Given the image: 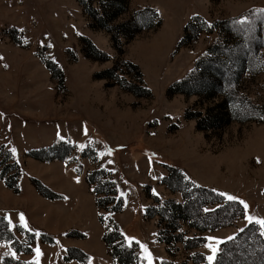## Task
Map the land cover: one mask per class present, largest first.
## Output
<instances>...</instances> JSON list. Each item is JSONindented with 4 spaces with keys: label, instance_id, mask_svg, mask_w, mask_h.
<instances>
[{
    "label": "rangeland",
    "instance_id": "1",
    "mask_svg": "<svg viewBox=\"0 0 264 264\" xmlns=\"http://www.w3.org/2000/svg\"><path fill=\"white\" fill-rule=\"evenodd\" d=\"M147 10L159 23L126 38L150 22ZM192 17L208 25L239 18L231 27L247 42L250 28L258 32L242 45L251 59L236 83L228 66L212 71V81L229 85L217 101L236 100L219 129L196 127L212 99L167 94L216 37L201 32L177 48ZM125 23V33L115 30ZM91 24L77 0H0V264H110L102 235L114 226L143 264H208V244L216 256L226 245V255L243 258L241 238L255 240L264 259L255 223L264 219V47L254 49L264 46V0H127L105 29ZM167 177L187 199L197 187L215 195L200 209H219L210 216L218 224L163 232L151 209L183 201ZM108 179L122 199L117 212Z\"/></svg>",
    "mask_w": 264,
    "mask_h": 264
},
{
    "label": "trees",
    "instance_id": "2",
    "mask_svg": "<svg viewBox=\"0 0 264 264\" xmlns=\"http://www.w3.org/2000/svg\"><path fill=\"white\" fill-rule=\"evenodd\" d=\"M77 1L83 10V13L90 19L91 22H93V24H91L92 27L99 29H105L107 22L123 13L127 4V0H95L96 6H92L91 2L94 0ZM147 11H149L151 15L150 22L144 26L136 27L133 33L128 35L126 38H130L138 31L151 28L159 23L156 13L153 10ZM141 15L142 13L135 14L133 19L136 21ZM239 20V18H234L225 21H215L211 23V27H209L208 24L202 21L199 17H192L184 27L185 35L182 36L176 45V47L179 48L188 44L189 42L195 40L201 32L216 33L214 41L207 46L204 53L195 61L193 69L183 78L172 83L167 89L168 95H194L202 100H213V103L205 108L204 114L199 117L198 113V115L195 116L196 127L199 129H219L223 125L227 124L228 121L232 120V117H230L229 114L231 111H234V104L236 100L234 98H220L217 101V97H226L225 93H227L226 90L229 85L236 83L240 75L243 72L248 71V61L251 57L249 60L244 57V53L242 54V45L244 46V44H247L248 42L250 43V40L252 41V37L255 38L258 35V32L254 27H252V29L254 28L255 30L250 28V35H248L249 39L247 42V40L244 39V34L242 32L232 29L237 23H239ZM151 21H154V24ZM195 21L199 23L198 28L194 26ZM126 25H128V23L115 27V30L125 33L124 30L128 28ZM226 35H231L232 37L228 38ZM254 44L255 43L252 41V45ZM251 46H248L250 56L252 53ZM262 47L264 46L258 43V46H254V49ZM226 67L230 70V76L227 78L228 81H230L229 85L223 83V81H225L223 78L215 77L212 81L211 77L215 75L212 71H216L217 69L223 70L226 69ZM205 77L209 80H204ZM184 117L190 118L187 113L184 114ZM172 170L174 169H171L169 177L174 178ZM168 179L169 178L167 177V179H163L162 182H164V184L170 189L181 190L183 201L175 202L173 200H165L156 209H151L152 212L149 213V215H156L163 220V232H174L179 228L181 223H187L197 230L213 228L218 224L214 225V222L211 223L210 216L213 215L214 212L218 213L220 211L219 209L209 212H201L200 209L206 203L205 201L209 200V202H214L215 195L203 188L197 187L199 190L198 197L193 200L187 199L188 195L184 192V186L173 187L169 184ZM92 182L93 179L89 177L88 183L91 184ZM106 183L111 187V198L109 200L115 201V205L111 208V210L116 212L120 211L122 207L121 196L118 194L113 181L108 179ZM97 191V189H93L94 194ZM207 193L211 196L209 199H206L205 195H202ZM95 205L99 208H104L106 203L101 198H97L95 200ZM156 239L163 243L168 242L166 237H163L162 239V237L157 236ZM102 242L106 248L108 256L111 259L110 264H143L142 259L136 253V244L132 242L131 246H129V243L125 242L122 234L117 230L116 226L102 235ZM254 242L256 241L254 240L251 243L247 241L246 238H241L239 245H235L238 246L237 248L240 254L243 255V258H239L237 256L235 257L233 255L229 256L230 254L226 255V249H229L226 245L222 246L223 250L218 253V256H216L214 264H264V259L259 257V254H257V251L255 250V245H253ZM236 261L239 263H235Z\"/></svg>",
    "mask_w": 264,
    "mask_h": 264
},
{
    "label": "snow or ice",
    "instance_id": "3",
    "mask_svg": "<svg viewBox=\"0 0 264 264\" xmlns=\"http://www.w3.org/2000/svg\"><path fill=\"white\" fill-rule=\"evenodd\" d=\"M208 26L211 27L210 24H209ZM21 31H23V30H21ZM11 151L15 154V149H12ZM222 195H223V194H222ZM227 199H228V200H235L236 198L233 197V196H228ZM240 203L244 205V208H245V209L248 208V205H247L246 203H244L243 201H241ZM20 219H21L22 221H23V219H24L22 214H21ZM247 219L249 220L250 223L253 221V218L250 217V216L247 217ZM255 223L259 224L262 228H264V219H258V220L255 221ZM24 227H26V225H24ZM261 234L264 235V232H262ZM37 235H39V233H37ZM126 239H128L129 246H131V244H132L131 239H130V238H126ZM207 239L211 240V239H213V238L209 237V238H207ZM228 239L231 240V239H233V237H229ZM217 243H218V244H219V243H224V241H217ZM139 246H140V248H141L142 251L147 252V248H146L145 245L140 244ZM205 247H208V248L211 249L212 255H209V256L207 257V260H208V264H213L214 260L216 259V254H217V252H218V248L212 247L211 244L205 245ZM35 251H36L37 255L39 256V254H40V250H39V248L35 249ZM89 264H91V261H89ZM149 264H151V260H149Z\"/></svg>",
    "mask_w": 264,
    "mask_h": 264
},
{
    "label": "bare ground",
    "instance_id": "4",
    "mask_svg": "<svg viewBox=\"0 0 264 264\" xmlns=\"http://www.w3.org/2000/svg\"><path fill=\"white\" fill-rule=\"evenodd\" d=\"M163 40V38H158V44H160L161 43V41ZM159 46V45H158Z\"/></svg>",
    "mask_w": 264,
    "mask_h": 264
}]
</instances>
